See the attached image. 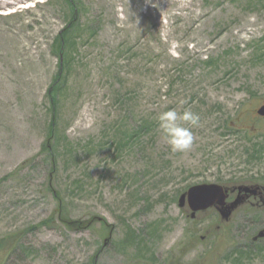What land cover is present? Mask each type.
Wrapping results in <instances>:
<instances>
[{
  "label": "rangeland",
  "instance_id": "obj_1",
  "mask_svg": "<svg viewBox=\"0 0 264 264\" xmlns=\"http://www.w3.org/2000/svg\"><path fill=\"white\" fill-rule=\"evenodd\" d=\"M74 5L64 61L66 0L0 4V264H264L259 198L225 216L178 202L201 183L264 194V134L235 128L264 104V0ZM171 109L200 117L183 153L159 129ZM55 193L68 218L106 225L68 229Z\"/></svg>",
  "mask_w": 264,
  "mask_h": 264
},
{
  "label": "trees",
  "instance_id": "obj_2",
  "mask_svg": "<svg viewBox=\"0 0 264 264\" xmlns=\"http://www.w3.org/2000/svg\"><path fill=\"white\" fill-rule=\"evenodd\" d=\"M70 6H72V19L67 23L66 26H64L62 28V30L58 33V35L56 36V38L54 39L55 42L54 44L52 45V50L54 52H56L58 54V57L60 59H64V61L66 60V55H68L69 53V41L71 40V35L73 33V31L76 29L75 27L78 26V13L76 10V6L74 5V0H66ZM64 63V62H63ZM63 63L61 62L60 65H59V74L57 75V77L54 79V81L52 82V87L49 89L48 91V95L50 96V99H51V103H52V113H53V120H52V123L49 127L50 129V132H49V138H52L53 134H54V125H55V111H54V105H55V102H57V96H54V93H56L58 91V86L60 87V85L62 84V81L60 82V79H61V76L63 74ZM60 82V83H59ZM56 85V86H55ZM54 86V87H53ZM57 87V88H56ZM56 88V92L54 91ZM245 117H248V119H250L251 123L249 126H246L244 125V121H243V118ZM235 128L237 129H241L242 131H245L247 133L248 136H251L253 134H255L257 131L261 132L264 134V131H262L264 128L261 127L259 125V117L256 118L255 116L252 117V115H243V117L241 118H238L235 120ZM249 141H251V138L249 137L248 138ZM258 144L255 143L252 147L251 150H254L255 147L257 146ZM45 144H44V149H45ZM262 150V149H260ZM249 151V150H248ZM251 158H254V155H251ZM257 180L253 179V178H249V179H246L244 181V183H255L257 182ZM59 194V193H58ZM56 198L58 197V201H59V204H58V218L60 219V221L68 228V229H72V230H81V229H87L89 228L90 226H92V223L94 220H97L101 223H105L106 225V222L104 219H99V218H92V220H88V221H77V220H74L72 218H68V214H67V209L66 207L64 206V204H62V200L60 199V196H58L56 193L55 195ZM51 221H54V218L53 216L49 217L46 221L44 222H41L40 225H47L49 224ZM13 244V243H11ZM7 252V250H6ZM10 252V251H9ZM8 252V253H9Z\"/></svg>",
  "mask_w": 264,
  "mask_h": 264
},
{
  "label": "water",
  "instance_id": "obj_3",
  "mask_svg": "<svg viewBox=\"0 0 264 264\" xmlns=\"http://www.w3.org/2000/svg\"><path fill=\"white\" fill-rule=\"evenodd\" d=\"M257 114L264 117V104L257 108ZM235 191L238 192L236 201L229 203L227 199L230 193ZM248 195L263 196L262 188L258 185H239L230 188L217 183H201L199 185L190 186L188 191L180 195L178 202L179 207L187 205L189 210L192 212V216L214 207L221 212L222 216H225L230 212V208L242 200L243 196L247 197ZM263 235L264 230L259 233V236Z\"/></svg>",
  "mask_w": 264,
  "mask_h": 264
},
{
  "label": "clouds",
  "instance_id": "obj_4",
  "mask_svg": "<svg viewBox=\"0 0 264 264\" xmlns=\"http://www.w3.org/2000/svg\"><path fill=\"white\" fill-rule=\"evenodd\" d=\"M158 121L159 129L173 152L183 153L191 149L194 141L192 129L199 126V115L189 110L179 113L171 109L161 112Z\"/></svg>",
  "mask_w": 264,
  "mask_h": 264
},
{
  "label": "flooded vegetation",
  "instance_id": "obj_5",
  "mask_svg": "<svg viewBox=\"0 0 264 264\" xmlns=\"http://www.w3.org/2000/svg\"><path fill=\"white\" fill-rule=\"evenodd\" d=\"M235 193H237V191H235ZM232 194H234V192L233 193H231L230 195H232ZM260 199L261 201H262V203L264 204V197H260V196H247V198L245 199V203H247V202H254V200H256V199Z\"/></svg>",
  "mask_w": 264,
  "mask_h": 264
},
{
  "label": "bare ground",
  "instance_id": "obj_6",
  "mask_svg": "<svg viewBox=\"0 0 264 264\" xmlns=\"http://www.w3.org/2000/svg\"><path fill=\"white\" fill-rule=\"evenodd\" d=\"M18 0H0V4H15Z\"/></svg>",
  "mask_w": 264,
  "mask_h": 264
}]
</instances>
